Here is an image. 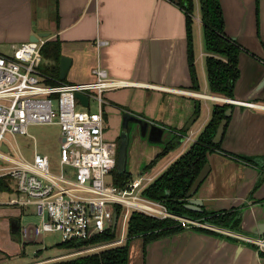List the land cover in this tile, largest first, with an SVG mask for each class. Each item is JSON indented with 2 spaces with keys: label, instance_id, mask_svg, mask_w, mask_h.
<instances>
[{
  "label": "crops",
  "instance_id": "1",
  "mask_svg": "<svg viewBox=\"0 0 264 264\" xmlns=\"http://www.w3.org/2000/svg\"><path fill=\"white\" fill-rule=\"evenodd\" d=\"M194 1L192 42L197 89L192 88L189 74L185 15L174 0H0V44L10 43V50V45L28 42L32 36L45 42L58 40L61 57L71 62L66 83L90 84L95 67L104 69L110 78L128 82L124 88L102 94L104 128H111L109 133L104 130L106 142L120 130L124 112L142 117L169 134L186 127L198 104L200 113L190 128V135L195 137L217 102L190 94L213 96L208 90L202 26ZM220 6L225 34L243 49L238 57L240 77L234 86V100L241 106L235 107L221 140L222 149L232 158L217 153L208 157L209 176L199 197L215 202L209 211L251 200L250 189L258 174L229 152L264 155V87L252 95L264 76V0H258V11L256 0H220ZM97 41L105 45L98 47ZM78 107L91 112L90 105ZM198 121L200 127L195 128ZM151 148L147 164L159 152L157 145ZM186 149L167 154L154 167L162 162L159 172L164 171ZM263 196L264 185L255 194L257 199ZM253 207L255 211L257 207ZM128 264H264V260L214 236L183 231L151 242L144 255L141 251Z\"/></svg>",
  "mask_w": 264,
  "mask_h": 264
},
{
  "label": "built area",
  "instance_id": "2",
  "mask_svg": "<svg viewBox=\"0 0 264 264\" xmlns=\"http://www.w3.org/2000/svg\"><path fill=\"white\" fill-rule=\"evenodd\" d=\"M44 43L39 38L36 42L10 45L9 52L0 53V179L7 182V187L0 190V207L17 209L18 234L23 244L41 243L43 235L50 233L56 234L61 244H81L78 252L107 248L124 241L127 222L134 213L215 231L195 219L175 216L162 202L145 197L143 190L153 181L147 174L122 185L115 184L116 153L112 143L104 139L102 94L124 88L128 82L110 78L104 69L95 67L92 69L94 81L90 84L60 81L57 85H48L40 69ZM96 45L104 46L105 42L97 41ZM75 93L86 95L88 106L93 101L96 110L78 109L81 105ZM190 94L215 102H230L227 98ZM42 124H56L60 129L59 158L54 167L48 155L37 152L35 142L33 154L27 159L16 143L8 140L9 136L27 134L28 125ZM23 212L36 216L37 222L22 224ZM114 213L116 223L121 219L120 238L91 244L96 237L110 232L116 236V224L112 230ZM243 240L258 252H264V237Z\"/></svg>",
  "mask_w": 264,
  "mask_h": 264
},
{
  "label": "trees",
  "instance_id": "3",
  "mask_svg": "<svg viewBox=\"0 0 264 264\" xmlns=\"http://www.w3.org/2000/svg\"><path fill=\"white\" fill-rule=\"evenodd\" d=\"M185 15L186 39L188 43L189 74L191 76L192 88H198V77L196 76L194 59H193V42H192V21L195 12L194 0H174ZM256 0V8H257ZM199 9L200 24L203 32L204 52H205V71L207 75L208 90L215 97L234 98V86L238 81L240 74L238 70L239 53L243 50L225 34V25L223 11L220 6V0H197ZM258 11V8H257ZM42 59L51 63V70H41L46 77L45 83L48 85H57L59 79V59L61 57L60 42L46 41L41 46ZM66 83L65 80L61 81ZM230 105L215 104L212 106V116L199 134L195 143L190 149L181 155L177 160L169 165L158 178L153 180L144 190L143 195L151 200L162 202L168 211L181 217H190V219L198 218L201 223L212 225L218 229H231L238 231V212L236 209L227 211H214L210 213H191L183 209L185 203V195L190 188L193 180L197 176L199 170L207 162L206 154L213 151H221L220 144H213L211 138L214 135L219 121L223 118L224 112ZM195 115L199 114V106L196 104ZM179 131V133H181ZM178 137V136H176ZM176 142L169 145V151L175 148ZM168 151V152H169ZM166 151L161 152L144 168L150 170L158 162L159 158L165 155ZM223 153V151H221ZM240 160H244L248 165L255 167L258 171L264 173V156L257 160L246 156H234ZM116 185H122L131 179L128 173L118 174L113 171ZM7 187V182L0 179V190ZM185 229L171 219L155 220L146 215L134 213L127 222V232L125 245L111 247V249L101 250L95 254L81 255L74 259L62 260L50 264H126L128 262V242L134 237H140L143 240L144 248L149 242L157 240L163 236L174 235ZM193 230L198 232L219 236L220 233L207 230L201 227H194ZM115 239V233L110 232L104 236L96 237L91 244H101L111 242ZM232 241H237L232 238ZM253 246V245H252ZM59 249L68 251H77L82 247L81 244L74 245L71 243H62L57 245ZM254 247V246H253ZM255 248V247H254ZM1 252V251H0ZM40 252H36L38 257ZM259 256H264V252H259Z\"/></svg>",
  "mask_w": 264,
  "mask_h": 264
},
{
  "label": "water",
  "instance_id": "4",
  "mask_svg": "<svg viewBox=\"0 0 264 264\" xmlns=\"http://www.w3.org/2000/svg\"><path fill=\"white\" fill-rule=\"evenodd\" d=\"M202 37H203V32H202ZM29 41L30 42H36V41H38V37L32 36L29 39ZM237 44H239V43L237 42ZM238 57H239V55H238ZM70 64H71V62L69 61V59H67L65 57L60 58V60H59V79L61 81L65 80V76H66L67 71L70 67ZM238 70H239V62H238ZM263 87H264V76L260 80V82L256 85V88L254 89L252 95L256 94V92L260 91ZM234 93H235V91H234ZM74 95L82 107H84V108L88 107L89 98L86 95H83L81 93H75ZM229 105H230V107H228V109L225 111L224 118L219 122L218 127L215 131V134L211 139V142L214 144H220L221 143V145H222L221 140H222V137H223L224 132L226 130L227 124L230 120V117H231L235 107L241 106L239 102L234 100V98L230 99ZM121 118H122L121 128H123L124 135H126V133L128 131L134 130L135 132H137L138 137L143 138L142 140L146 141L148 144H150L149 142H153V140H158L159 137L161 136V134L163 133V130H161L160 127H156L154 125V123H150L149 121L142 119V117L140 118V117H138V116H136L130 112H124V114H122ZM194 119H195V117L191 118V120L187 123L186 127H184V129L182 130L181 133L176 132V131L169 133V135L171 136L169 143H175L176 142V145H175V148L173 150L169 151L167 154L173 153L178 148L184 149L187 147V149L182 154H180V156H181L185 152H187L190 149V147L195 143V140L197 139V137L203 131L204 128H202V130L195 137H194V134L190 135V132H191L190 128H191V124L194 122ZM176 136H178V137H176ZM2 148L4 151H6L5 147H2ZM221 151H223L224 153L226 152L222 149V146H221ZM229 153L233 156H236V157L237 156H246V157L254 158L255 160H257L259 157L264 156V155L263 156H250V155H245V154L241 155V154H235V153H231V152H229ZM165 156L166 155L160 157L159 160L161 158H164ZM179 157H177V158H179ZM177 158L175 159V161L177 160ZM127 159H128V147H127V144L126 145L124 144V145H121L119 153L117 154V157H116V161H117L116 171L118 174H126L127 173V166H128ZM159 160H158V162H159ZM209 170H210V164L206 163L203 166V168L198 172V174L195 177V179L193 180L190 188L188 189L187 194L185 195V204L183 205V209H186L187 211H190L192 213L195 212V213H200V214L204 213V212L210 213V212L217 211V210H210V211L207 210L208 207L212 206L215 203L213 200H204L201 197H199V191L202 189L204 183L206 182V180L209 176L208 175ZM164 171H162V172H164ZM255 171L257 172L258 177L256 178V181L254 182V184L252 185V187L250 189L249 199H251V200L247 201L243 204L222 210V211H227L229 209H236V211L238 212V216L236 218V219H238V224H239L238 231H235V230L233 231V230L228 229V228L227 229H219L220 231L224 232L225 234L220 233L219 236H214V237L217 238L220 242H224V243L228 242L230 244H236L238 250L246 248V249L252 251L254 253L255 257H257L259 260H264V256H259V252L248 241L243 240L244 238H246V239H260V237H264V196L259 198V199H257L255 197V194L259 191L260 186L264 185V173L260 170L259 171L255 170ZM155 179H153V180H155ZM253 206L257 207V209L255 211H252L254 209ZM253 212H255V213H253ZM260 212L262 213L260 217L254 216V215L260 214ZM248 216H249V218H248ZM115 224H116V213L113 214V219H112V227L113 228H112V230L115 229V227H114ZM18 227H19L18 219L17 218H11V220L9 221L10 234L11 235L12 234L17 235L19 232ZM183 231L198 232L196 230H193L191 227H185V229H183L177 233H181ZM198 233H201V232H198ZM226 233L234 234V235L240 237L241 239H236L233 236H230L228 234L226 235ZM232 238H234L237 241H232L233 240Z\"/></svg>",
  "mask_w": 264,
  "mask_h": 264
},
{
  "label": "rangeland",
  "instance_id": "5",
  "mask_svg": "<svg viewBox=\"0 0 264 264\" xmlns=\"http://www.w3.org/2000/svg\"><path fill=\"white\" fill-rule=\"evenodd\" d=\"M9 44H0V53L6 54L9 52ZM51 63L46 61L44 58L41 60L40 69L41 70H51ZM201 90L200 92H202ZM204 93V92H203ZM94 102L91 101L89 110H94ZM80 109V107H77ZM109 125V122H106ZM195 128L200 127V122L198 121L195 125ZM105 133L111 132V128L105 125ZM27 134L25 135H15V137H8L12 143H16L17 147L22 152L23 157L30 159L31 152L33 150V142H35L36 147L38 149L39 154H47L49 156V161L51 165L54 167L56 165L59 158V141H60V129L56 124H42V125H28ZM196 136V135H195ZM109 141V140H108ZM112 142V141H110ZM154 144H148L146 141L142 140L137 141L134 147L130 148L128 151V166L127 173L131 178H139V175L143 172V168L148 163V155L151 151V146ZM162 165V162L147 171L148 177L157 178L159 174V169ZM24 215L22 218V224L36 223V216H27L26 212H23ZM13 217H19L18 211L14 207H0V264H50L54 262H59L62 260H69L77 258L81 255H89L95 254V252H99L101 250L109 249L107 248H96L95 251L92 252H78L77 251H68L65 249H59L57 245L61 244L60 239L56 234L45 233L42 237L41 243H33L28 242L23 244L22 238L20 234L11 235L10 230L8 228L9 221ZM121 219L118 218L116 223V236L115 239L120 238L121 231ZM124 240L126 239L123 238ZM129 244V252H128V261L138 255L141 251H145L143 248V243L141 238L134 237L128 242ZM95 245V244H93ZM113 246V245H112ZM36 252H40L39 256L36 257ZM77 253V254H76Z\"/></svg>",
  "mask_w": 264,
  "mask_h": 264
},
{
  "label": "flooded vegetation",
  "instance_id": "6",
  "mask_svg": "<svg viewBox=\"0 0 264 264\" xmlns=\"http://www.w3.org/2000/svg\"><path fill=\"white\" fill-rule=\"evenodd\" d=\"M224 103H226V102H224ZM224 103H221V102H217V103H215V104H224ZM215 104H213V105H215ZM227 105H229V102L228 103H226ZM212 105V106H213ZM212 106L210 107L211 108V111H210V115H209V117H208V120H207V122L209 121V119L211 118V116H212V110H213V108H212ZM227 109H228V107H227ZM226 109V110H227ZM200 110V109H199ZM225 110V111H226ZM199 113H200V111H199ZM225 113V112H224ZM198 116H199V114L198 115H195V113H194V116L193 117H195V119L194 120H197V118H198ZM223 118H224V115H223ZM222 118V119H223ZM221 119V120H222ZM220 120V121H221ZM219 121V122H220ZM151 123V122H150ZM207 124V123H206ZM206 124H205V126H206ZM219 124V123H218ZM204 126V127H205ZM203 127V128H204ZM215 134V133H214ZM214 136V135H213ZM212 136V137H213ZM143 137V136H142ZM142 139L143 138H139L138 137V135H137V132H135L134 130H130V131H128L127 133H126V135H124V132H123V128H121V126H120V130L118 131V133L116 134V136H115V138L112 140V145L114 146V150H115V153H116V157H117V154L119 153V150H120V147H121V145H126L127 144V147H128V151L130 150V148H132L136 143H137V141H142ZM170 139H171V136L169 135V134H166V133H162L161 134V136L159 137V139L158 140H153V142H149V143H154L155 145H157L158 147H159V152H158V154L157 155H155L151 160H153L155 157H157L161 152H163V151H166L165 152V155H167V153H168V151H169V149H170V147H169V145L170 144H172V143H169V141H170ZM212 139V138H211ZM214 144V143H213ZM220 145H221V143H220ZM213 153H217V154H219V155H221L222 157H230V158H232V156H230L228 153H222L221 151H213V152H211V153H208V154H206V159H207V162L206 163H209V155H211V154H213ZM180 156V155H179ZM179 156H177V157H179ZM234 158V157H233ZM176 159V158H175ZM237 161H239V162H241V163H244L245 165H247V166H249V167H251V168H253V169H255V170H257L255 167H252V166H250V165H248L244 160H240V159H238V158H235ZM205 163V164H206ZM204 164V165H205ZM203 165V166H204ZM203 166H202V168H203ZM201 168V169H202ZM200 169V170H201ZM146 171V169L145 168H143V171ZM199 170V171H200ZM209 174V173H208ZM185 204V203H184ZM183 204V205H184ZM186 210V209H185ZM217 211H222V210H217ZM190 212V211H189ZM192 213V212H191ZM205 213V212H204ZM198 214H200V213H198ZM201 214H203V213H201ZM184 218H186V219H188V220H193V219H190V217H184ZM195 220L196 221H201L200 219H198V218H195ZM178 223V225H180V226H182V227H184L185 228V226H183V225H181L179 222H177ZM204 224V223H203ZM212 228H214V229H216L215 231L216 232H218V233H221L219 230H218V228L217 227H215V226H212V225H210ZM202 234H204V233H202ZM205 235H208V234H205ZM170 236H172V235H170ZM208 236H210V235H208ZM211 236H214V235H211ZM165 237H169V235L168 236H163V237H161V238H159V239H157V240H154V241H151V242H155V241H158V240H161L162 238H165ZM141 241H142V243H143V240L141 239ZM151 242H149V244L151 243ZM113 245V244H112ZM111 245V247H118V246H123V245H125V240L123 241V242H121L120 244H115V245H113L112 246ZM148 245V244H147ZM146 246V245H145ZM109 249H111V248H109ZM144 249V243H143V248H142V250ZM128 250H129V244H128ZM142 254L144 255L145 254V251H142ZM127 260H128V258H127ZM126 264H128V262L126 263Z\"/></svg>",
  "mask_w": 264,
  "mask_h": 264
}]
</instances>
